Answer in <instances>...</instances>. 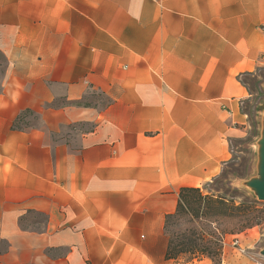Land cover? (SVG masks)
<instances>
[{
  "label": "crops",
  "instance_id": "0c3cea01",
  "mask_svg": "<svg viewBox=\"0 0 264 264\" xmlns=\"http://www.w3.org/2000/svg\"><path fill=\"white\" fill-rule=\"evenodd\" d=\"M262 63L264 0H0V264H189L166 215L252 129Z\"/></svg>",
  "mask_w": 264,
  "mask_h": 264
},
{
  "label": "rangeland",
  "instance_id": "374dc122",
  "mask_svg": "<svg viewBox=\"0 0 264 264\" xmlns=\"http://www.w3.org/2000/svg\"><path fill=\"white\" fill-rule=\"evenodd\" d=\"M241 80L250 93V97L245 101L243 109L253 122L252 129L243 138L230 142L232 150L231 160L223 167L217 177L199 188L202 194H213L231 199L235 201V204L243 201L259 202V210L254 211V214L258 215L260 219L252 227L238 233H231L241 226V215H232L230 217L214 216L211 217L213 221L210 222L207 219L195 217L193 209L184 207L183 210H180L175 216L170 218L167 227H164L167 236L170 235L176 238L180 237L182 233L190 236L192 232H195L196 235L203 234L205 238L214 241L212 244L206 245L213 250L219 247L220 251L218 255H211L210 257L207 255L192 257L189 253H182L177 257V260L182 262L189 264L198 263L202 260L205 261L201 264H253L257 260L264 262V256L260 254L261 249L264 247V201L258 200L251 188L242 184V182L257 175L258 146L256 141L260 137V114L264 109V63L256 69L253 75H244ZM101 99L104 100L103 97ZM83 102L88 103L87 101ZM257 110H260L259 114H257ZM256 115L257 118H255ZM14 124L16 127L24 129L35 128L39 123L37 116L25 110L17 116ZM60 133L67 137L68 134H71V128H63ZM44 221L45 217L43 214L29 211L21 217L19 224L22 229H40ZM217 237L219 241L215 242ZM235 238L239 239L240 246L245 249L244 252L238 251L233 245ZM202 244L200 243L195 248L202 249ZM8 248V243L2 240L0 242V251L5 252ZM19 253L24 257L27 255L24 250L19 251ZM53 253V251H49V254Z\"/></svg>",
  "mask_w": 264,
  "mask_h": 264
},
{
  "label": "trees",
  "instance_id": "16d2710c",
  "mask_svg": "<svg viewBox=\"0 0 264 264\" xmlns=\"http://www.w3.org/2000/svg\"><path fill=\"white\" fill-rule=\"evenodd\" d=\"M77 103L80 105L87 104L86 102L81 101ZM12 127L18 128L15 124H13ZM258 206L259 202L257 201H243L239 204H235V201L231 199H226L213 194H202L199 187L182 186L178 193L176 209L173 213L166 215L164 227H167L170 218L175 216L180 210H183L184 207H189L193 209L195 217L199 219L204 218L210 222L213 221L211 220V217L214 216L219 217V215H221L224 217H230L232 215H241V226L231 232L238 233L259 222V216L254 214V211L259 210ZM220 234H222V232H220ZM218 241L219 238H215V242ZM213 242V240L205 238L203 234L196 235L195 232H192V235L190 236L182 233L180 237L176 238L169 235L165 258L177 260L178 255L182 253H189L192 257H199L201 255H207L210 257L211 255H218L220 251L219 247H216L213 250L206 245L212 244ZM200 243H203L202 249H196L195 247Z\"/></svg>",
  "mask_w": 264,
  "mask_h": 264
},
{
  "label": "water",
  "instance_id": "95a60500",
  "mask_svg": "<svg viewBox=\"0 0 264 264\" xmlns=\"http://www.w3.org/2000/svg\"><path fill=\"white\" fill-rule=\"evenodd\" d=\"M256 144L258 146L257 175L242 182V184L249 186L258 200L264 201V109L261 115L260 137ZM260 254L264 256V247L261 249Z\"/></svg>",
  "mask_w": 264,
  "mask_h": 264
},
{
  "label": "built area",
  "instance_id": "2783aa9c",
  "mask_svg": "<svg viewBox=\"0 0 264 264\" xmlns=\"http://www.w3.org/2000/svg\"><path fill=\"white\" fill-rule=\"evenodd\" d=\"M233 245L238 249V251H240V252H244L245 251V249L240 246V241H239L238 238H235L233 240ZM253 264H264V262H262L260 260H257Z\"/></svg>",
  "mask_w": 264,
  "mask_h": 264
}]
</instances>
